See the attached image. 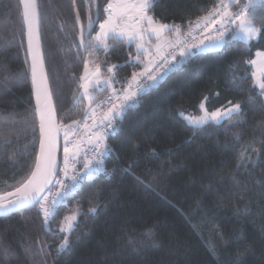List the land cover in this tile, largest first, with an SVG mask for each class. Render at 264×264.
Segmentation results:
<instances>
[{"label": "trees", "instance_id": "trees-1", "mask_svg": "<svg viewBox=\"0 0 264 264\" xmlns=\"http://www.w3.org/2000/svg\"><path fill=\"white\" fill-rule=\"evenodd\" d=\"M107 2L98 0L95 31L105 19L103 8ZM201 3L210 6L211 0H180L182 7ZM38 5L58 123L60 129L64 125L73 128L72 121L85 114L80 79L88 57L87 51L80 50L77 59V48L72 46L74 42L79 44V27L74 30L75 11L84 14L86 26L89 10L97 18L96 7L85 0H76L75 7L73 0H38ZM155 14L161 15L159 7ZM202 14L192 12L191 18ZM182 15L186 24L189 15L181 12L168 15L163 22L181 23ZM61 27L64 31L59 30ZM24 31L19 0H0V135L11 140L0 150V194L19 186L38 150V122ZM135 48V43L131 47L116 44L107 55L96 53L95 61L123 66L129 51L135 55ZM257 50H264V38L248 43L232 41L221 50L223 54L211 53L169 73L157 90L127 113L118 132L109 138L114 151L106 158V168L116 169L112 179L99 174L86 181L67 206L59 208L49 225L51 232L44 230L40 205L23 216L17 213L0 217V264H238L245 250L249 254L244 264H264V238L260 232L264 225V215L260 214L264 210L260 195L264 165L236 167L243 146L259 147L261 133L256 125L264 120V111L248 103L250 95L263 100L249 63ZM132 71L131 67H121L120 77L130 76ZM233 73L239 89L230 85ZM17 76L23 79L14 83ZM107 94H97L96 101ZM205 97L208 111L226 106L228 101L242 104L245 116L241 118L247 120V125L239 144L225 147L226 139L232 143L235 129L227 136L223 129L196 131L181 116L182 112L201 115ZM160 125L165 126L163 131L157 130ZM12 152L16 153L14 166L7 159ZM58 157L61 163L62 131ZM129 164L133 173L151 184V190L120 171ZM97 192L99 195H94ZM237 194L253 202L249 214H235ZM97 204V211L89 212ZM77 205L80 214L70 233L72 248L58 255L57 246L63 239L59 228L62 222L66 226L64 218ZM148 230L154 232V246L144 235ZM129 240L137 246L149 245L150 250L136 255ZM29 245L32 254L26 258L25 248ZM118 250H123L120 255Z\"/></svg>", "mask_w": 264, "mask_h": 264}, {"label": "snow or ice", "instance_id": "snow-or-ice-1", "mask_svg": "<svg viewBox=\"0 0 264 264\" xmlns=\"http://www.w3.org/2000/svg\"><path fill=\"white\" fill-rule=\"evenodd\" d=\"M22 5V22L24 35L27 39V57L31 61V77L33 94L36 99L35 114L39 117V151L34 153V160L28 165V172L18 182L19 186L14 191L0 194V217L8 218L19 213L23 214L40 205L43 213V227L51 232L49 227L55 219L61 206L66 207L68 201L81 190L85 181L98 178L104 174L106 180H111L116 169L108 171L106 158L112 155L113 149L107 140L115 135L129 111L137 109L146 95L157 90L161 82L169 73L176 72L181 67L194 59L206 58L211 53L223 54L221 50L230 46L232 41L248 43L258 38H264V0H211L210 6L206 3L188 4L181 6L180 0H108L103 11L105 19L99 23V30L95 31V20L91 10L87 14V25L84 24V14L80 10L75 11V26L79 27V44L73 43L79 51L88 52L89 56L103 51L105 55L116 44H127L131 47L136 44V54L129 51V59L122 66L120 64H108L106 61L96 63L95 59H84L85 75L80 88L83 89L82 99L88 100L85 108L83 126L85 131L79 132L69 125H64V166L60 167L56 157V142L52 135L53 128L59 130L53 122L52 92L49 88L48 77L44 72V61L40 52L39 36V5L37 0H19ZM89 5H95L97 18L100 5L98 0H85ZM76 0H73L75 7ZM159 7L161 15L157 17L155 9ZM200 11L203 14L191 18V13ZM176 12L186 13L189 18L185 24L183 15L181 23H164L168 15ZM259 20V26L257 21ZM64 31L63 27L59 29ZM95 31V36L92 32ZM71 34V33H70ZM91 37V40H89ZM75 39V37H74ZM155 40L153 44L152 41ZM110 41L112 43H110ZM7 46V45H5ZM264 55V54H261ZM256 65L257 61H249ZM94 65L89 73V65ZM121 67H131L130 76L120 77ZM105 71H101V69ZM261 80L264 81V63L259 67ZM256 73H253L255 76ZM23 79L17 76L14 83ZM117 85H120L117 88ZM230 85L239 89L238 78L233 73ZM260 96H264V82L260 85ZM108 92V95L96 102L99 93ZM207 97L201 102L202 115L187 118L189 126L196 131H206L209 128L223 129L227 136L230 130L232 143L225 140V147H234L243 139V129L247 125L244 108L240 102L228 104L209 112L206 108ZM250 105H255L260 111H264V100L248 98ZM99 110V111H97ZM89 111L91 115L89 116ZM91 120V125L87 122ZM80 121L73 120L72 125H80ZM164 125L158 126V131L164 130ZM256 127L261 135L257 140L259 147L245 145L239 152L240 160L237 168H254L256 165H264V120L258 122ZM70 137L75 138L70 139ZM84 137L87 139L85 140ZM11 143L7 137L0 135V150ZM89 153H92L89 156ZM83 154V166L81 156ZM7 159L14 166L17 163L16 153L8 154ZM119 159V157H117ZM132 165L120 171L131 175L138 184L151 190V184L141 179L132 172ZM63 178H57L59 173ZM239 185V181L236 182ZM58 185V187H57ZM261 198L264 199V184L260 186ZM55 189V191H53ZM247 191L246 189H242ZM94 195H99V192ZM252 201L243 194H237L236 215L250 213ZM243 204L241 209L240 205ZM97 206L90 207L89 212H96ZM79 205L71 215L61 223L59 233L63 239L57 246V254L60 255L72 248L70 233L75 229V223L79 216ZM264 215V210L261 211ZM260 232L264 238V225ZM55 235V234H54ZM146 239L155 245L154 232L148 230L144 233ZM221 238L222 234H221ZM129 246L134 254L139 255L142 250H150L149 245L137 246L129 240ZM43 248L41 249V252ZM123 250H118L120 255ZM26 258L32 254V246L25 248ZM248 251L238 258V264H244Z\"/></svg>", "mask_w": 264, "mask_h": 264}, {"label": "rangeland", "instance_id": "rangeland-1", "mask_svg": "<svg viewBox=\"0 0 264 264\" xmlns=\"http://www.w3.org/2000/svg\"><path fill=\"white\" fill-rule=\"evenodd\" d=\"M129 2H131V0H129ZM101 23V22H100ZM99 30V24H98V28H97V30L96 31H98ZM93 37L95 36V32L93 33V35H92ZM152 43L154 44L155 43V41H154V39H153V41H152ZM135 47H136V44H135ZM136 49V48H135ZM135 54H136V50H135ZM261 54H264V50H257L256 51V54H255V56H254V58L252 59V60H256L257 61V64L256 65H252V67H253V73L255 72L256 73V75L255 76H253V79H254V85L258 88V89H260V87H259V85L262 83V82H264V81H262L261 80V73H260V71H259V67L261 66V64L262 63H264V55H261ZM96 55V54H95ZM89 60H92V59H95V56L93 57V56H89L88 55V57H87ZM96 62V61H95ZM93 67H94V65H89V69H88V72L90 73L91 71H92V69H93ZM85 75V67H83V70H82V73H81V77L82 76H84ZM80 81H81V84L83 83V81L80 79ZM81 94L83 95V89L81 88ZM263 97V100H264V96H262ZM85 100V103H86V108L88 107V100H86V99H84ZM212 111H214V110H212ZM209 112H211V111H209ZM201 115H202V113H201ZM181 116L188 122V120H187V118H189V117H192V118H195V117H198V116H200V115H193V114H188V113H181ZM60 129V128H59ZM61 131L63 132V146H64V144H65V140H64V132H65V129H64V127H62L61 129H60V133H61ZM65 227H67V222H66V226Z\"/></svg>", "mask_w": 264, "mask_h": 264}, {"label": "water", "instance_id": "water-1", "mask_svg": "<svg viewBox=\"0 0 264 264\" xmlns=\"http://www.w3.org/2000/svg\"><path fill=\"white\" fill-rule=\"evenodd\" d=\"M37 3H38V0H37ZM38 11H39V9H38ZM39 14H40V11H39ZM94 20H95V25H96V23L98 22V18H95ZM39 36H40V52H41V55H42L43 61H44V72H45V74L48 77L46 63H45V59H44V53H43L42 39H41V19H40V15H39ZM26 41H27V39H26ZM29 69H30V77H31V61H30V59H29ZM48 82H49V88L51 90L49 77H48ZM31 87H32V77H31ZM32 93H33V87H32ZM33 100H34V106L36 107V99H35L34 94H33ZM52 109H53V122H54V124L56 126H59L58 118H57V115H56V110H55V107H54L53 95H52ZM37 122H38V131H39V117L38 116H37ZM39 135H40V133H39ZM59 148H60V129L58 130V137H57V140H56V157H57L58 161H59V157H58ZM38 151H39V143H38L37 152ZM12 191H14V190H12ZM9 192H11V191H9Z\"/></svg>", "mask_w": 264, "mask_h": 264}, {"label": "built area", "instance_id": "built-area-1", "mask_svg": "<svg viewBox=\"0 0 264 264\" xmlns=\"http://www.w3.org/2000/svg\"><path fill=\"white\" fill-rule=\"evenodd\" d=\"M117 88H119V85L117 86ZM108 95V94H107ZM107 95H104L102 98H100L99 100H101V99H103L105 96H107ZM99 100H97L96 102H98ZM97 111H99V110H97ZM89 116L91 115V112L89 111ZM85 115V114H84ZM83 118H84V116L81 118V119H79L78 121H80L81 123H80V125L79 126H77V125H75L74 127H73V129H77L79 132H81V133H83L84 131H85V129H84V126H83ZM89 125H91V120H89L88 122H87ZM111 137V136H110ZM109 137V138H110ZM109 138H108V140H107V142H108V144L112 147V145H111V143H110V140H109ZM70 139H73V141L74 142H76L75 141V138H73V137H70ZM84 139L86 140L87 138L86 137H84ZM63 149H64V146H63ZM92 155V153H89V156H91ZM82 161H83V154H82V156H81V164L80 165H78V167H82L83 166V163H82ZM63 166H64V158H63V160H62V162L60 163V167L61 168H63ZM57 178L59 179V178H63V173L61 172V173H59V175L57 176ZM86 182V181H85ZM84 182V183H85ZM84 185V184H83ZM82 185V186H83ZM82 186H81V188H82ZM57 187H58V185H57ZM53 191H55V189H53Z\"/></svg>", "mask_w": 264, "mask_h": 264}, {"label": "bare ground", "instance_id": "bare-ground-1", "mask_svg": "<svg viewBox=\"0 0 264 264\" xmlns=\"http://www.w3.org/2000/svg\"><path fill=\"white\" fill-rule=\"evenodd\" d=\"M52 135H53V137H54V139H55V142H56L57 137H58V131H57L56 128H53V130H52Z\"/></svg>", "mask_w": 264, "mask_h": 264}, {"label": "crops", "instance_id": "crops-1", "mask_svg": "<svg viewBox=\"0 0 264 264\" xmlns=\"http://www.w3.org/2000/svg\"><path fill=\"white\" fill-rule=\"evenodd\" d=\"M102 22V21H101ZM155 41V40H154Z\"/></svg>", "mask_w": 264, "mask_h": 264}]
</instances>
